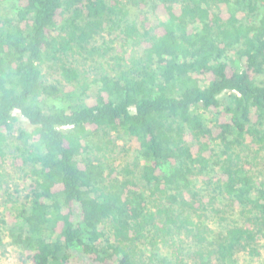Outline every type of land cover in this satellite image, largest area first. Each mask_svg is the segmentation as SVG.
I'll use <instances>...</instances> for the list:
<instances>
[{
	"label": "trees",
	"instance_id": "obj_1",
	"mask_svg": "<svg viewBox=\"0 0 264 264\" xmlns=\"http://www.w3.org/2000/svg\"><path fill=\"white\" fill-rule=\"evenodd\" d=\"M104 33L129 48L88 84L70 59ZM112 133L135 143L132 164L106 155ZM263 149L264 0H0V166L10 155L27 182L6 234L25 263L256 256L264 179L246 158ZM206 210L227 215L221 232Z\"/></svg>",
	"mask_w": 264,
	"mask_h": 264
},
{
	"label": "rangeland",
	"instance_id": "obj_2",
	"mask_svg": "<svg viewBox=\"0 0 264 264\" xmlns=\"http://www.w3.org/2000/svg\"><path fill=\"white\" fill-rule=\"evenodd\" d=\"M137 15L136 9L132 8L131 17ZM148 23L155 21V16L152 11L146 15ZM118 36V37H117ZM121 35L106 33L102 34L101 37H97L93 43V47L97 48L99 53L94 54L91 59L84 60V53L82 55L74 54L70 59L72 67L77 69L84 75V79L88 84H91L93 79H96L98 74L103 71H109L113 67V60L115 53L118 56H125L123 52L128 51L129 46H126L125 41L122 40ZM124 44V45H122ZM108 47L110 51H105ZM104 52H107L106 54ZM136 53L141 52V47L135 50ZM103 55V56H102ZM52 75H48L49 82H54L56 77L60 79L57 73L53 72ZM93 88V87H92ZM228 95V94H227ZM227 95L221 97L223 98ZM18 117V126L23 130H29L27 120L16 113ZM211 121L212 116L206 115ZM110 145L107 146L106 155L111 159L112 163H115L121 167H124L126 163H133L134 145L132 139L126 138V136L120 134H111L108 141ZM10 154L11 150H10ZM10 155L2 159L0 166V220H5V225H0V264H30L25 263L19 258V252L15 247L9 245V239L7 238L6 231L12 225L14 220L11 218L14 216V210L20 209L25 203L27 182L22 178V174L13 168L10 160ZM246 160L250 161V169L252 175L258 179H264V149L261 150L257 155L249 154V158ZM110 161V160H109ZM220 209V205H216ZM215 207V208H216ZM233 216V215H231ZM221 217H227L226 214H215L210 210H206L202 215V220L209 229H212L215 233L221 232L223 229L224 222L220 220ZM230 217V216H229ZM232 218V217H230ZM183 243H178L177 248L182 252V255L187 258L188 263L191 261H198V258L193 254L195 247L193 244L185 239H182ZM172 247H159L162 257H169V252ZM147 250V249H146ZM173 260V258H171ZM199 263V262H197ZM209 264H217L215 260ZM231 264H264V242L260 244L258 249V255L250 256L247 253H238L234 257V261Z\"/></svg>",
	"mask_w": 264,
	"mask_h": 264
}]
</instances>
